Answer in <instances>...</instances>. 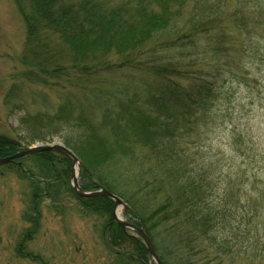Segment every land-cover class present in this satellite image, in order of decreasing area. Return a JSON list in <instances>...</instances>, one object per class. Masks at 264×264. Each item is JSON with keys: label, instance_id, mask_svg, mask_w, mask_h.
<instances>
[{"label": "rangeland", "instance_id": "1", "mask_svg": "<svg viewBox=\"0 0 264 264\" xmlns=\"http://www.w3.org/2000/svg\"><path fill=\"white\" fill-rule=\"evenodd\" d=\"M200 1L201 4H196V0H181V5L180 2L172 1L174 12L165 8L167 5L164 1L162 5L157 3L150 7L151 11L164 15L168 22L164 29L153 33L138 59L99 57V61L83 65L75 63L77 60L72 59L73 53L65 51L56 38L49 41L48 36L51 34L48 30L39 28L37 36L32 38L27 19L21 13L22 9L14 0H0V135L17 140L18 152L35 147L64 146L61 139L64 133L57 132L56 129L44 141H32L20 129L19 120L27 113L34 114L37 111L53 114L62 106L76 111L82 109L85 117L93 124L95 136L101 139L104 154L110 160L100 164L90 160L91 147L88 148L87 145L85 152L80 151L79 157L73 153L80 162L74 168L78 186L88 190L80 192L89 193L101 188L100 190L104 189L112 194L114 190L113 194L123 205L117 206L113 200L103 196L95 198H104L112 203L113 208L115 206L114 212L112 208L110 225L116 224L124 228L127 235L137 243L140 239L136 233L124 224L142 229L135 218V213H138L139 218H147V224L151 222L148 225L150 229L153 227V235H158L160 228L154 229L156 220L149 214H154V210H162L167 201L166 195H172L170 187L178 177L167 173L170 169L161 164L168 175L166 179L161 178L164 172L132 133L128 134L126 141L117 142L108 128V118H105L107 114L102 116V112L106 106L108 113L110 112L112 104L107 97L126 96L127 101H131L128 105L129 112L134 113L135 109H141L139 105L147 103L146 96L152 95L154 90L159 89L169 97L173 91L181 89L185 95L179 100H188L189 105L182 110L179 121L169 126L170 145L166 143L168 146H164V161L173 157L178 162L182 161L181 165L186 170L196 173L195 183L201 182V177L209 179L211 187L208 193L217 200L226 193L212 179L222 178L219 181L223 184L233 183L235 193L227 201L230 206L235 207L240 202L238 209L241 207L239 211L247 226L246 233L240 232L243 233L244 242L239 240L241 243L229 256L213 257L209 264H264V185L258 182L256 174H250L255 178L251 180V186L244 178L238 181V163L245 161L246 157L235 154L233 145L229 143L230 136L227 139L223 136L230 129H236L240 122L238 134L245 143L241 145L242 149L249 150V145L256 143L255 148L260 157H264V7L261 8L264 0H250L251 3L244 0L247 6L241 0ZM203 1L205 4L195 11L197 19L207 23L209 20L205 17L212 12L218 21L215 26L222 22L229 29L227 31H232L229 36L233 37L227 59L229 62L223 72L219 68L223 67L225 52L220 56L221 59H215L214 53H211L212 46L211 52L207 51V46L212 41L206 35L201 38L205 32H200L199 35L197 33L185 43L176 41L179 31H187L189 37L194 35V32L190 33L192 27L185 24L184 18L194 11L191 9L193 5L200 6ZM203 7L206 8L203 10ZM243 24L246 29L241 28ZM245 34H249V40ZM162 39L167 42L158 46ZM186 44L188 47L184 48ZM165 46L168 49L164 50ZM251 46L260 51L262 59L245 58L242 47ZM134 51L136 49L131 52ZM196 54H199L198 59ZM38 59L43 62H38ZM165 69L174 77L167 73L168 76L159 82V74ZM215 72L221 74L217 75L219 86L217 94L213 95L215 98L212 106L216 110L205 119L207 116L203 115L207 114L203 113L204 104L197 96L193 99L190 97L196 92L204 93L202 88L193 86L207 83L209 77L214 78ZM216 84L217 81L214 80L213 86ZM185 87L187 88L184 89ZM129 121V124L121 123L123 129L131 126L135 131L140 129L139 124L132 123L131 119ZM250 121L253 130L258 129L254 132L255 137L250 130L244 129ZM152 132L155 136L158 135L155 130ZM78 136L83 139L80 132ZM173 143L176 150L172 148ZM164 144L165 142L161 143ZM67 149L71 151L70 147ZM51 153H54L55 171L67 174L61 183L43 180L33 156L0 166V264H125L123 249L114 248L110 244L113 230L107 224V217L97 215L96 206L85 208V202L71 185V159L59 151ZM81 163L85 164L84 168ZM92 163L95 164V170ZM211 163H216V168L222 175L210 174V169L213 168ZM259 175L264 180V174ZM33 180L36 181L35 184H32ZM38 181L45 183L40 184ZM45 185L49 186L48 189ZM39 190L44 191V197L35 204L34 193ZM196 192L197 190L194 191L195 197ZM201 192L204 193V190ZM250 205L254 210L248 217L245 215ZM132 207L136 210L135 213ZM118 209L120 216L116 213ZM229 226L232 227L233 224ZM171 232L172 236H163L165 241L162 244H174L178 247L169 256L171 264H174L185 251L189 256V249L186 248L189 247V237L180 227H175ZM153 237L150 239L154 240ZM157 241L160 242L159 239ZM206 246L208 244L204 242L201 247ZM196 248L199 250V246ZM202 251L196 258L206 254L205 250ZM148 258L147 264H155L150 256Z\"/></svg>", "mask_w": 264, "mask_h": 264}, {"label": "trees", "instance_id": "2", "mask_svg": "<svg viewBox=\"0 0 264 264\" xmlns=\"http://www.w3.org/2000/svg\"><path fill=\"white\" fill-rule=\"evenodd\" d=\"M14 1L18 7L22 9L21 13L27 19L30 36L32 38L37 36L39 28L48 30L51 34L48 36L49 41L56 38L65 51L73 53L72 59L77 60L75 63L83 65L90 61H99V57H102V59H138V55L142 53V48L151 40L153 33L164 29L168 22L164 15L151 11L150 7L157 3L162 5V1H164V4L167 5L165 8H169L170 11L174 12L172 1L176 3L180 2L181 5V0H151L150 2H146L147 0ZM196 1V4L201 2L200 0ZM248 3L251 2L248 0ZM204 4L205 2L203 1L200 6L194 7L193 5L191 9L194 11L184 18V20H186L185 24L192 27V29L189 30L190 33L194 32V35L189 37L187 31L182 30L177 33L176 36H178V38L176 41L177 43H185L187 39L195 36L197 33L199 35L200 32H205L206 34H202L201 38L206 35L209 37V41H212V43L207 46V51L211 52L212 46L213 51L211 53H214L213 56L215 59H221L220 56L225 52L223 67L219 68L223 72L227 68L226 63L229 62L227 59H229V52L232 48L230 41L233 40V37L229 36L232 35V31H227L229 29L224 26L222 22L215 26L217 19L212 12L205 17L209 20L207 23L201 19H197L195 11L201 9ZM263 7L264 2L261 5V8ZM205 8L206 7H203L202 9L204 10ZM200 13L203 14L202 11ZM174 16H176V14H174ZM203 18L204 17H202V19ZM241 28L246 29L245 25H241ZM229 38H231V40ZM166 42V39H162L161 44L158 46H162ZM187 47L188 44H186L184 48ZM133 49H136L134 53L131 52ZM163 49H168V46H165ZM195 57L198 59L199 54H196ZM258 59H262V57ZM40 60L38 59V62L42 63L43 60ZM44 60L46 61L48 59ZM51 62L56 63L58 61ZM167 71L168 69H165L159 74L161 75L158 79L159 82H161L164 77L168 76L167 73H169L170 77H174L172 73ZM172 71H174V69H172ZM217 75L220 76L221 74L215 72L214 78L209 77L207 83L193 86L200 87L205 91L204 93L196 92L194 96L190 97L193 99L197 96L201 100L204 104L203 112H209V109L211 110V105L213 103L212 94L215 91V86H213L212 82L214 80L218 82L219 77ZM186 88L187 87L184 89ZM184 95L185 92L181 89L176 92L173 91V94L169 97L159 89L154 90L152 95L149 94L146 96L148 100L147 103H144L142 106L139 105L138 107L141 109L138 111L135 109L134 113L129 112L130 107L128 105L131 104V101H127L126 96L123 95L122 98L107 97L112 106L109 113V109L106 106L102 112V116L107 114L105 118L109 119H107L109 124L108 128L112 132V135H115L117 142L119 141V143H121L124 140L126 141L130 133L133 134L136 140L138 139L139 144L143 146V149L148 151V154L150 153L156 161L157 166L164 172L161 178L166 179V177H168L164 169H162L161 164L170 169L167 173L176 174L178 177L175 184H172L170 187L172 189V195H166L167 201L163 205L162 210H154L152 211L155 212L154 214H149L150 217L156 220L154 229L160 228V233L158 235H153L151 231L153 227L150 229L148 225L151 222L147 224V218H139L138 213H135L136 210L132 207L136 215L135 218H137L138 221V223L136 221L134 223L142 226V229H144L146 235L149 236V239L151 236H154V240L150 239V241L152 242L161 264H171L169 256L178 248L174 244H162V241H165L163 236L166 234L172 236L171 230H175V227H180L185 231V235L189 237V247L186 246V248L189 249V256L188 252L185 251L184 254L179 256V261L174 264H209L211 258L229 256L239 243L244 242V238L242 237L243 233L240 232L244 231L246 233L247 226L245 221H243L244 216H242L239 211L241 207L238 209L240 202L236 201L237 207L228 204L229 199H231L235 193L233 183L226 182L227 184H223L221 180L219 181V179L222 178L212 179V182L222 186V192L225 191L226 193L217 200L210 197L208 193L211 187L209 179L207 180V178L201 177L200 180L202 181L195 183L194 179L196 178V173L186 170L184 166L181 165L182 161L178 162L175 157L171 159L168 158L167 162L164 161V154L166 153L164 152V146L167 144L170 145L169 126L175 121H179L182 110L189 105L188 100H179V98ZM206 99L207 102H205ZM149 102H151V104H149ZM135 104L137 106V101H135ZM136 112L137 114H135ZM197 114L198 112L196 111V115ZM130 119L133 121L132 123H136V125L139 124L140 129L135 131L132 129V126L128 127L126 130L123 129L121 123L126 122L129 124ZM19 127L24 133L28 134L34 142L44 141L46 137H50L52 135L51 132L56 129L57 132L61 131V133H64L61 137L64 146L67 148L70 147L71 151L76 156L79 157L80 151L85 152L87 145L88 148L91 147L90 153L92 156L90 160H94L99 164L104 163L105 160H110L107 154H104V149L100 141L101 139L95 136L93 124L85 117L82 109L76 111L71 107L62 106L53 114L40 113L39 111L34 114L27 113L20 118ZM152 130H155L158 135L155 136ZM78 132L81 133L83 139L78 136ZM59 134L60 133H58V135ZM172 138L173 137H171V139ZM230 138L235 154L238 153L241 157H246V160L242 162V166H239V173L237 174L238 181L244 178L251 186V180L255 178L250 174H256L258 182L264 185V180H262L259 175L264 174V157H260V154H252V151L256 152L255 148L244 151L242 146L245 143L241 141V137L235 129L231 131ZM162 142H165V144L161 145ZM17 143L18 141L15 139L0 135V158L17 153V149H19ZM174 145L173 143L172 148L176 150ZM249 147H251V145H249ZM53 155L54 153L45 152L36 153L31 156L37 161L35 162L37 168L40 169V177H42L43 180L48 181L50 179L49 181L54 180L61 183L64 176H67V174L65 172L59 174L55 171ZM81 165L83 168L85 167L84 163H81ZM211 166L213 168L210 169V174L222 175L218 171V167L216 168V163H211ZM93 167L95 170L94 163H92V168ZM20 170L21 168L18 171ZM248 172L249 174H247ZM35 183L36 181L33 180L32 184ZM39 183L45 182L40 181ZM230 184L231 187L229 186ZM48 187V185H45L46 189H48ZM104 188L106 187L104 186ZM84 190L86 191L87 189L84 187ZM195 190H197L196 197L194 196ZM202 190H204V193L201 192ZM43 192V190H39L34 193L38 196H35V204H38L39 200L44 197ZM113 193L115 194L114 190L112 194ZM174 194L176 196H173ZM81 200L85 202V208L96 206L95 212H98L97 215L107 217V224H112L110 222L112 220L113 207L109 200L104 198H81ZM189 200H192V203H190ZM253 210L254 208L250 205L249 211L246 212L245 216L249 217ZM235 212L236 214H234ZM230 224H233V226L230 227ZM109 227L113 230L110 244L114 248L120 247L123 249L124 253H122V258L125 260V264H134V262L135 264H147L149 261V254L140 240L135 243L136 240L130 238L131 236L127 235L126 230L119 225L115 224ZM157 239H159L160 242H158ZM239 240H241V242H238ZM204 242H207L208 246L201 247ZM196 246H199V250ZM202 250H205L206 254H203L201 258H196V256L202 254Z\"/></svg>", "mask_w": 264, "mask_h": 264}, {"label": "water", "instance_id": "3", "mask_svg": "<svg viewBox=\"0 0 264 264\" xmlns=\"http://www.w3.org/2000/svg\"><path fill=\"white\" fill-rule=\"evenodd\" d=\"M49 151H59V152L65 154L66 156H68L72 160L73 165H72V173H71V182H72V186H73L74 190L76 191V193L79 196H81V197H101V196H103V197H106V198L113 200L115 202V205H123L121 200H119L116 196L108 193L107 191H99V192H92V193L80 192L81 189L79 188L78 183H77V175L74 172V168L77 165H79L78 159L76 158V156L74 154H72L68 149H66L62 145L61 146L55 145L53 147H35L33 149H30V150L22 151V152L17 153L13 156H10V157L4 158V159H0V165L9 163L10 161H13V160L20 158V157L30 156V155L35 154V153L49 152ZM121 224H123V223H121ZM124 226L131 228L134 232H136L142 238V240L144 241V243L147 247V250L150 253L151 257L155 260V262L157 264H160V262L158 261V259L156 257V254L154 253V250L152 248V245H151L149 239L142 232V230L138 229L137 227L128 225V224H124Z\"/></svg>", "mask_w": 264, "mask_h": 264}, {"label": "bare ground", "instance_id": "4", "mask_svg": "<svg viewBox=\"0 0 264 264\" xmlns=\"http://www.w3.org/2000/svg\"><path fill=\"white\" fill-rule=\"evenodd\" d=\"M117 216H120V210H116Z\"/></svg>", "mask_w": 264, "mask_h": 264}]
</instances>
